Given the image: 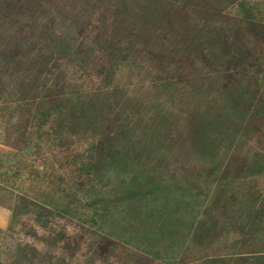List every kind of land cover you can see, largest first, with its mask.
<instances>
[{"label":"rangeland","instance_id":"374dc122","mask_svg":"<svg viewBox=\"0 0 264 264\" xmlns=\"http://www.w3.org/2000/svg\"><path fill=\"white\" fill-rule=\"evenodd\" d=\"M55 6L73 15H87L84 29L78 33L86 41L99 26L111 22L103 17L104 12L110 13V0H42L37 11H55ZM155 21L153 37L159 49L146 54L140 47L128 67H119L116 78L130 96L143 98L140 86L147 77L145 72L149 76L154 73L162 82L166 79L174 83L176 101L188 97L192 107H212L215 113L224 108L223 89L239 78L237 90H246L247 97L254 101L246 105V97L239 105L236 139L232 140L236 131L232 121L218 122L212 129L216 131L219 126L224 140L218 153L222 167L208 181L205 172L199 174L200 178L192 176L199 172L203 160L191 148L193 141L190 143L179 124L176 133L164 141L165 152L153 154L148 162L136 152L126 151V165L131 163L126 166L125 184L117 185L118 178L123 177L118 170L106 173L109 181L103 191L108 210L101 222L97 219L99 212L88 207L95 195H85L83 189L73 193L74 188H70L78 181V163L87 161V155L80 157L76 165L63 164L67 153L58 147L51 150L43 141L44 135L37 146V134L31 135L35 119L29 121L24 118L27 114H22L28 113L29 107L16 110L10 124L3 114L5 103L0 96V264H13V260L16 264H167L146 250L168 258L175 253L173 264H200L196 260L199 257H220L235 251L228 250L235 241L241 255L248 257L255 252L264 256V243L260 242L264 237L255 239L251 232L237 227L242 221L239 217H248L242 211L246 207L241 197L247 190L253 201L247 209L254 212L249 217H257L264 225V169L262 174L248 175L259 164L264 167V0L178 1L173 10L161 13ZM75 78L89 87L95 81L98 84L95 76L92 80L80 72ZM146 84L147 80L143 87ZM157 90L158 85L147 91L149 98ZM87 143L77 137L75 152L82 153ZM154 160L162 161L164 166L152 173L149 168ZM203 165L211 164L205 160ZM225 167L227 172L223 171ZM236 170L240 175L234 178ZM17 171L21 175L11 177ZM193 184L201 186L202 195L192 196ZM218 186L229 190L220 201L219 206L224 207L221 210L213 207ZM52 187L61 193L53 196ZM235 188L239 192H233V203L229 197ZM46 196L58 200V209L43 203ZM161 203L168 208L165 217L151 219L146 215L148 207ZM194 203L201 208H193ZM226 217H234L235 222ZM197 220L208 228L199 253L192 242ZM169 224L178 225L179 231H172ZM212 228L218 232L213 234Z\"/></svg>","mask_w":264,"mask_h":264},{"label":"trees","instance_id":"16d2710c","mask_svg":"<svg viewBox=\"0 0 264 264\" xmlns=\"http://www.w3.org/2000/svg\"><path fill=\"white\" fill-rule=\"evenodd\" d=\"M178 1L189 0H110V13L104 12L103 16L109 17L110 24L99 26L90 41H86L80 39L78 33L84 29L83 20L87 15H73L63 8V11L59 10L60 7L57 6L55 11H37L42 0H0V96L5 103L3 114L7 115L11 124L16 110L21 111L35 105L32 112L28 108L29 112L22 114H27L24 118L28 117L29 121L35 119L31 135L37 134V146L42 144L41 136L44 135L43 141L51 150L58 147L67 153L62 161L65 165H76L80 157L87 155V161L78 163V181L71 183L70 188H74L73 193L83 189L85 195H95L88 207L99 212L97 219L101 222L108 210V199L103 191L109 181L106 173L118 170L123 177H119L120 180L118 178L117 185L125 184L126 166L131 163L126 165V151H134L144 162H148L153 154L165 152L164 141L168 140L167 136L175 134V128L181 124L183 134L189 138L190 143L193 141L191 148L203 163L209 160L211 164L206 167L201 163L199 172L192 176L200 178V173L205 172V180L208 181L212 173L222 167L218 153L224 140L218 132L219 126L216 131L212 129L218 122L232 121L236 130L232 140L236 139L235 135L239 131L236 121L239 105L249 94L246 90L242 93L237 90V77L222 91L224 108L220 113H215V108L212 107H192L188 97L176 101L174 83L166 79L162 82L154 73L149 76L145 72L147 77L142 79L140 86L143 88V98L130 96L116 78L119 67H128L140 47H143L146 54L159 49L158 41L153 37L157 26L155 20L161 13L173 10ZM78 72L89 79L95 76L98 84L96 81L91 87L85 85L84 81L79 84L75 78ZM145 80L147 84L143 87ZM157 85L156 94L149 98L147 91ZM246 100L248 105L253 103L254 98L247 97ZM77 137L89 141L82 148V153L75 152L76 149L73 148ZM162 166V161L154 160L149 169L153 173ZM225 168L223 171L227 172L228 169ZM262 168L264 169L259 164V168L254 167L248 175L262 174ZM232 174L234 178L240 175L237 170ZM20 175L17 171L11 177ZM192 189L195 190L192 196L202 195L201 186L193 184ZM231 191L229 198L234 203V193L239 190L235 188V191ZM50 192L53 196L61 193L58 188L53 190V187ZM228 193V189L216 187L213 207L223 209V204H219ZM241 195L246 207L242 211L248 217H239L242 221L237 223V227L248 230L255 239L263 238L264 225L258 222L257 217H249L254 213L247 209L253 203L250 200V190L243 191ZM47 198L46 196L43 203L58 209V200L51 201ZM198 204L194 203L193 208L200 209ZM59 210L63 214L68 213L66 209ZM145 212L151 219L165 217L168 208L161 203L155 208L148 207ZM69 213L73 214L72 209ZM226 219L235 222L234 217ZM180 221L177 219V222ZM194 221L193 219V223ZM169 226L172 231L180 229L177 228L178 225ZM194 226L192 242L199 253L203 251L208 228L201 220H197ZM212 231L214 234L218 229L212 228ZM260 242L264 243V238ZM237 244V241L233 242L228 250L235 251H228L226 255L199 257L196 260L200 264H249L252 261H255L253 264H264L263 255L255 252L248 257L241 255ZM145 253L157 260L164 259L167 264H173L177 256L172 253L168 258L163 253H153L150 250ZM12 263L16 264L15 260Z\"/></svg>","mask_w":264,"mask_h":264}]
</instances>
